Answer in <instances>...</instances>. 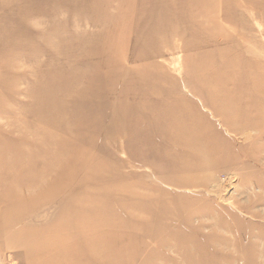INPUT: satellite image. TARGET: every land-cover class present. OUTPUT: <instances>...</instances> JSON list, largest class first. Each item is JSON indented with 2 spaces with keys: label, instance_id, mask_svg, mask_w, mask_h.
Instances as JSON below:
<instances>
[{
  "label": "rangeland",
  "instance_id": "374dc122",
  "mask_svg": "<svg viewBox=\"0 0 264 264\" xmlns=\"http://www.w3.org/2000/svg\"><path fill=\"white\" fill-rule=\"evenodd\" d=\"M3 264H264V0H0Z\"/></svg>",
  "mask_w": 264,
  "mask_h": 264
},
{
  "label": "built area",
  "instance_id": "2783aa9c",
  "mask_svg": "<svg viewBox=\"0 0 264 264\" xmlns=\"http://www.w3.org/2000/svg\"><path fill=\"white\" fill-rule=\"evenodd\" d=\"M0 264H3V261H2V259H1V257H0Z\"/></svg>",
  "mask_w": 264,
  "mask_h": 264
}]
</instances>
